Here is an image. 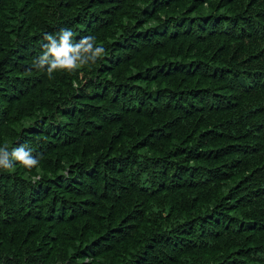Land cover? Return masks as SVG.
<instances>
[{
	"label": "trees",
	"instance_id": "1",
	"mask_svg": "<svg viewBox=\"0 0 264 264\" xmlns=\"http://www.w3.org/2000/svg\"><path fill=\"white\" fill-rule=\"evenodd\" d=\"M5 145L0 264H264V0H0Z\"/></svg>",
	"mask_w": 264,
	"mask_h": 264
},
{
	"label": "clouds",
	"instance_id": "2",
	"mask_svg": "<svg viewBox=\"0 0 264 264\" xmlns=\"http://www.w3.org/2000/svg\"><path fill=\"white\" fill-rule=\"evenodd\" d=\"M74 33L68 29H62L58 35L45 34L44 39L48 42L43 46L42 54L34 60V67L38 70L47 71L48 78L52 79L56 72L75 73L82 67L95 64L106 55L102 45H97L95 37H83L78 43H73ZM13 161L31 170L39 161L33 157L30 150L25 148L13 149L11 153L7 145L0 147V169L14 167ZM39 179V177H34Z\"/></svg>",
	"mask_w": 264,
	"mask_h": 264
}]
</instances>
